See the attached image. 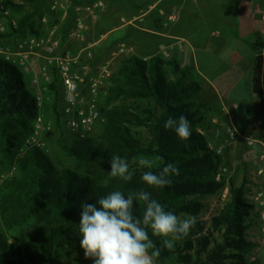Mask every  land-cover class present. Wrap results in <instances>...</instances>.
<instances>
[{
  "label": "trees",
  "instance_id": "16d2710c",
  "mask_svg": "<svg viewBox=\"0 0 264 264\" xmlns=\"http://www.w3.org/2000/svg\"><path fill=\"white\" fill-rule=\"evenodd\" d=\"M48 1L51 0H0V19L5 26L0 45L16 46L32 37H46L42 23H52L43 17ZM71 1L78 8L104 2ZM46 11L47 17L62 15L49 7ZM157 23L160 25L156 32L163 33L162 22ZM63 27L61 42L66 38ZM119 36L102 45L104 50L126 42L125 34ZM262 49V43L253 44L250 84L255 96H264ZM94 52L96 58L103 57L97 49ZM103 60L88 59L86 53L80 57L74 67H90L85 84ZM30 77L18 63L0 56V264H93L84 258L80 247V205L95 204L116 190L125 196L144 190L166 211L182 218H197L189 236L176 242L173 251L161 249L156 264H258L247 258L256 247L248 240L247 231L251 226L258 227L259 216L245 197V185L250 181L246 174L239 185L232 178L226 183L221 175L220 181L215 180L222 158L216 152L218 147L210 149L206 134L209 128L205 123L211 110L194 99L201 86L188 67L181 68L173 54H150L148 59L130 55L122 59L99 101L103 121L97 124L98 134L90 133L83 139L72 137L70 142L60 141L55 146L50 144L54 130L66 132L62 124V83L51 70V79L42 84L47 92L40 106L37 86ZM39 116L52 124V130L42 137L46 143L42 148L27 144ZM181 116L190 122L188 141H181L173 129L164 127L169 117L178 120ZM140 130H144L146 139ZM242 145L244 151H253L257 159L258 145ZM113 156L126 158L133 173L130 181L108 175ZM141 157L157 160L158 166L142 167L138 162ZM255 159L251 161L254 165ZM167 163H175L179 169V175L171 177L170 186L153 188L143 182L144 172L158 173ZM226 185L222 208L209 222L200 219L204 209L201 198L220 193ZM144 210L143 202L134 201L136 217H142ZM149 236L158 247L161 245L150 230Z\"/></svg>",
  "mask_w": 264,
  "mask_h": 264
},
{
  "label": "rangeland",
  "instance_id": "374dc122",
  "mask_svg": "<svg viewBox=\"0 0 264 264\" xmlns=\"http://www.w3.org/2000/svg\"><path fill=\"white\" fill-rule=\"evenodd\" d=\"M54 0L48 1L46 7L50 8V5L52 4ZM172 0H165L163 5H165V2L168 3V6L164 9H158L155 8L153 11L152 17L144 18V22L141 23L139 26L142 27L146 25L149 21L151 22V19L154 17H158V11L162 10V19L167 23V27L163 28V33L166 34V32L172 36L173 33L176 34V36H184L185 38L189 39V44L195 47V57L198 60V64L200 65V71L204 75L210 74L209 67L212 68L213 61H216V58L218 54L216 55L211 54L208 56H205L201 52V45L205 44L207 41V36L210 34V32H218L221 33V35H225L228 31V23H229V13L224 12L222 8V12H219L220 9H218L217 3H213L212 0H175V2H171ZM16 2H20V0H16ZM104 3V2H103ZM64 4L65 8H58L57 11H61L62 15L61 17L56 18L53 14V16L47 17V11L45 12L46 7L43 9L44 15L43 17L47 18L46 20L51 21V25L46 26L47 22H40L44 24L45 29V36L50 37L52 40H56L58 42V46L56 49V53H68L71 56L75 57L79 53H82V55L85 56L86 52H90V57L88 59H94L96 60H111V72L118 66L120 61L130 55H136L140 57H144L148 59L150 54L159 55L162 54L161 52L165 48L166 56H170L173 54V51L177 50H183L186 46V43L184 41H181L180 39H170V41H167L166 39L163 40V38H160L158 36H153L150 33L145 32H134L133 34L128 35L127 42H118V44H114L113 46H110L104 50L105 46H102L106 43H109L114 38H112L111 35H106V28L108 27V24H106V20L108 23V17L107 15H102L101 17L103 20H101L98 23L88 25L86 19L78 14V5H75L71 0H66ZM105 5V4H104ZM163 5L161 6L163 8ZM147 7V6H146ZM142 7V8H146ZM105 6L103 7L102 11L99 10L95 12V16L98 17L103 13ZM146 10V9H145ZM72 11V12H70ZM0 12H1V2H0ZM73 13V15H72ZM71 14V16H70ZM168 14H171L173 16L172 20H168ZM81 19L82 23L84 25V39L80 40L75 36L76 32V26H77V19ZM74 20V22H73ZM48 21V23H49ZM99 21V20H98ZM0 22H3V19H0ZM149 22V23H150ZM174 23H176V29H173ZM63 25H65V40L61 42L62 32H63ZM107 25V26H106ZM87 26V27H86ZM151 28V27H150ZM87 32H89V35H96L94 37V41H97L101 39L100 42H98L95 46L92 45V42L90 43V38L87 37ZM128 34L125 33V35ZM105 36V38L102 39V37ZM127 36V35H126ZM9 43V42H8ZM142 43H145L148 45L146 48L142 45ZM10 44V43H9ZM19 44V43H18ZM17 44V45H18ZM127 44V46H126ZM17 45H9L5 47V45H0L1 51H11L15 52ZM89 47V48H88ZM93 47H95L93 49ZM119 48H124L126 52L122 55H118L115 57H112V54L117 51ZM85 49H89L84 51ZM98 50V52L102 53V58H96L95 50ZM193 49V48H192ZM214 51V50H213ZM213 51L211 53H213ZM223 54V52H220V55ZM163 55V54H162ZM44 58L43 55H34L30 54L28 55V58L26 59V62L23 63V65L18 64L23 71L26 74L32 75V83H33V77L34 74L38 75V80L40 84H43L44 82H49L51 79V71L50 76L48 79L46 77H43L41 72V67L46 64L45 58L44 62L41 65V62L39 58ZM16 59V56L14 57ZM102 61V62H103ZM209 61L208 65H204L205 62ZM102 62L100 64H102ZM24 64H26L27 70L24 68ZM99 64V65H100ZM211 64V65H210ZM98 65V66H99ZM90 68V67H89ZM98 68V67H97ZM50 70H52L50 68ZM190 72L193 76V79L195 81H198L197 73L195 69H190ZM30 77V75H29ZM31 78V77H30ZM29 79V78H28ZM196 99V97H194ZM46 122L50 123V121L45 120ZM264 122V121H263ZM253 124L256 126L254 127ZM209 115L207 118V122L205 123V126L209 128L206 132L208 136L209 141V147L210 149H215L218 147V149H221L220 155L222 158V163L219 168V175L224 176L226 178V183L231 178L235 180L236 184L239 185L243 181V175H247L248 181L250 183L245 185L246 187V199L249 203L252 204V196L255 192L256 186L258 185L255 181L258 179V177L255 174V171L252 166H254L253 162L251 161L255 159L254 152L250 151H244L243 149V141L234 139L221 145L219 142H215L214 137L212 135H216L217 128L209 126ZM52 128V124H51ZM264 123L259 125V121H253L250 127H237L235 126L233 131L237 132L240 135L247 136V135H255L257 138H264ZM99 125L95 126L94 130L92 131V135L96 136L98 134ZM142 132V138L146 139V133L144 130H140ZM53 140L50 142L52 146H55L58 142H70L72 139V136L65 132H61L58 130H54ZM45 143V142H44ZM221 145V146H220ZM46 146V143L45 145ZM51 146V145H49ZM257 159H255L254 163H256ZM243 165L245 167H243ZM252 165V166H250ZM220 176V177H221ZM227 196V185L224 190H222L220 193L213 195V196H206L201 198L202 203L204 204V209L201 212L199 218L202 220H205L209 222V220L215 216L218 211L222 208L226 201ZM253 216V212L250 214V217ZM247 238L248 240L252 241L256 244V247L252 249L248 255V261L250 262H256L258 264H264V243L261 241L259 236V231L256 226H251L247 231Z\"/></svg>",
  "mask_w": 264,
  "mask_h": 264
},
{
  "label": "crops",
  "instance_id": "0c3cea01",
  "mask_svg": "<svg viewBox=\"0 0 264 264\" xmlns=\"http://www.w3.org/2000/svg\"><path fill=\"white\" fill-rule=\"evenodd\" d=\"M103 1L105 8L98 17L95 16V12L91 14L86 11V6L79 7L78 14L86 19L89 26L103 20L102 15H107L106 35L118 39L120 38L119 34L123 35L128 32L126 34L127 42L129 34L141 31L163 38V40L180 39L186 43L185 49H176L173 51V56L181 68H194L197 73L201 90L196 95V100L201 101L211 110L209 126L218 129L216 135H212L215 142L228 143L230 141L229 134L235 126L247 128L253 121H259L260 125L264 123V96L252 95L250 84L255 57L253 44L262 43L261 53L264 55V0H212L213 3H217L219 12H222L223 8L224 12L229 13L230 19L227 25L229 31L225 35L212 31L207 36L206 43L201 45V52L205 56L218 54L216 61H213L214 64H210L212 68L209 67L211 72L208 75H204L200 71V65L195 57V47L189 44V39L184 36L178 37L174 33L170 36L167 32L166 34L156 32V26L160 25L157 22H162L163 28L168 26L161 17L162 10L158 11L160 16L152 18L150 23L148 22L142 27L139 26L144 22V18L152 17L155 8L164 9L167 7L168 3L165 2L163 5L165 0ZM172 1L175 2V0ZM142 7H146V10ZM169 16L171 14H168L167 17ZM173 29H176V23H174ZM95 36V34L89 35L87 32L88 39L91 37L92 45L101 41V39L94 41ZM142 45L148 47L145 43ZM212 51L213 53H211ZM220 52H223L221 56H219ZM39 60L42 65L44 58H39ZM208 63L209 61L204 65H208ZM29 75L32 77L31 74ZM253 126L256 125L253 124ZM259 181L260 179L256 182Z\"/></svg>",
  "mask_w": 264,
  "mask_h": 264
},
{
  "label": "clouds",
  "instance_id": "9594fccd",
  "mask_svg": "<svg viewBox=\"0 0 264 264\" xmlns=\"http://www.w3.org/2000/svg\"><path fill=\"white\" fill-rule=\"evenodd\" d=\"M164 127L173 129L181 141H188L191 137L190 122L183 116L178 120L169 117ZM138 162L148 169L158 166L157 160L144 157ZM110 166V177H118L125 182L132 179L133 173L129 171L126 158L113 156ZM174 175H179L177 165L167 163L158 173L144 172L142 180L147 186L164 188L171 185ZM134 201L143 202L145 210L142 217L134 215ZM80 206V247L84 258L91 259L93 264H156L161 249L173 251L176 242L187 238L197 223L193 215L182 218L166 211L164 205L144 190L129 192L127 196L116 190L95 204L82 202ZM149 230L152 237L161 241L159 247L150 238Z\"/></svg>",
  "mask_w": 264,
  "mask_h": 264
},
{
  "label": "built area",
  "instance_id": "2783aa9c",
  "mask_svg": "<svg viewBox=\"0 0 264 264\" xmlns=\"http://www.w3.org/2000/svg\"><path fill=\"white\" fill-rule=\"evenodd\" d=\"M66 0H54L50 5V11H57L58 8H65L64 4ZM104 3L102 1H96L92 5L86 6V11L93 14V12L102 10ZM2 9V7H1ZM173 16H169L168 20H172ZM76 32L75 36L83 40L84 39V25L81 19L76 20ZM5 31V26L0 22V33ZM58 42L52 40L50 37L41 38H29L17 45L16 51L13 53L9 50L1 51L0 56L8 62L18 63L23 65L28 58V55H43L46 64L41 67L43 77L50 76V68L58 75L62 87L64 107L62 110V124L64 130L74 138L83 139L94 130L95 126L103 121L102 115L99 111L100 98L105 95V86L108 79L111 76V60L104 61L88 78L87 84H85V77L89 73L90 69L88 65H81V67H74L79 64V59L82 57V53L73 57L68 53L57 54L56 49ZM89 48V47H88ZM163 55H166L165 48L162 47ZM89 50L85 49L84 51ZM126 52L124 48H119L112 54V57L122 55ZM16 56V59L14 57ZM90 52H86V57L89 58ZM24 68L27 70L26 64ZM38 75L34 74L33 84L37 86L36 99L38 105H42L47 92L45 85L40 84ZM260 125V123H259ZM52 130L51 124L46 122L41 116H39L34 124L32 135L27 140L28 145H32L38 148L44 147L43 135ZM231 140L238 139L245 142L248 147L259 146V152L254 169L258 181L255 192L252 196V203L254 204L256 211L259 213L257 224L261 241L264 243V138H257L255 135L243 136L237 132L231 131L229 134ZM217 154H220L221 149H217ZM262 179V180H261ZM216 181H220V175L215 177ZM262 182V183H260Z\"/></svg>",
  "mask_w": 264,
  "mask_h": 264
}]
</instances>
